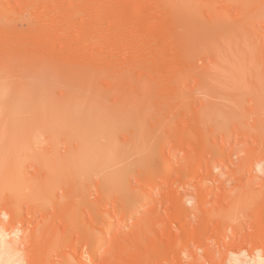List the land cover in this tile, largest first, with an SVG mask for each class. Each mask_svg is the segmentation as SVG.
Wrapping results in <instances>:
<instances>
[{
	"label": "rangeland",
	"instance_id": "374dc122",
	"mask_svg": "<svg viewBox=\"0 0 264 264\" xmlns=\"http://www.w3.org/2000/svg\"><path fill=\"white\" fill-rule=\"evenodd\" d=\"M0 233V264H264V0H0Z\"/></svg>",
	"mask_w": 264,
	"mask_h": 264
},
{
	"label": "bare ground",
	"instance_id": "6f19581e",
	"mask_svg": "<svg viewBox=\"0 0 264 264\" xmlns=\"http://www.w3.org/2000/svg\"><path fill=\"white\" fill-rule=\"evenodd\" d=\"M3 237L1 236V233H0V255L5 253V249L4 248H8L7 244H6V241L2 239ZM9 249V248H8ZM2 257V256H1Z\"/></svg>",
	"mask_w": 264,
	"mask_h": 264
}]
</instances>
